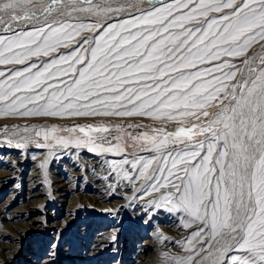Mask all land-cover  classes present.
<instances>
[{
	"label": "snow or ice",
	"instance_id": "snow-or-ice-1",
	"mask_svg": "<svg viewBox=\"0 0 264 264\" xmlns=\"http://www.w3.org/2000/svg\"><path fill=\"white\" fill-rule=\"evenodd\" d=\"M144 2L0 0V115L175 122L131 137L154 155L112 162L199 225L172 264H264V0ZM61 131L25 127L14 146L124 154L107 124Z\"/></svg>",
	"mask_w": 264,
	"mask_h": 264
},
{
	"label": "rangeland",
	"instance_id": "rangeland-1",
	"mask_svg": "<svg viewBox=\"0 0 264 264\" xmlns=\"http://www.w3.org/2000/svg\"><path fill=\"white\" fill-rule=\"evenodd\" d=\"M155 3L158 5L159 0H155ZM148 6L147 0L141 5V7ZM119 18L125 17L122 15ZM82 19L83 22H88V18ZM115 19L114 17L108 22H114ZM0 30H3L2 25H0ZM84 35L90 34L85 33ZM61 51L67 50L62 49ZM258 54H261L260 45L254 46L248 53L249 56ZM47 59L46 57L41 58L43 61ZM233 62L238 66H242L240 59ZM4 67L0 66V70H3ZM101 123L107 124L111 128L108 140L112 144L117 143L114 137H123L121 143L124 146V154L118 155L100 152L99 150L93 152L89 150L91 146L76 147L72 144H69L67 147L57 145L52 148H41L37 147L36 143L32 140L26 141V147L24 148L14 146L16 143L22 142L21 133L27 126H29L30 130L33 128L41 129L57 126L62 129L59 135L67 137L70 134L66 130L76 125ZM117 125L120 126L119 129L116 127ZM129 125H133V127L130 128L128 127ZM135 125H140V127H135ZM156 128H165L167 131H173L176 128V123L140 116L97 118L38 116L30 120H23L17 117L9 118L0 115V154L12 152L21 154L24 150L32 151L34 154H38L39 157L43 155L41 153L45 154L40 158L39 162L38 160H34L30 163L31 165L42 163L41 168L38 167L37 171H34L35 175L32 178L28 179L25 173H29L33 167L24 168L22 167V163H18V168L26 171L24 174H22V170H18L16 171V175H18L14 178L12 177V180L10 179V181H6L5 183L4 180L0 179V207H7L9 205L11 210L17 209L15 213L19 215V219L17 220L19 224L17 222V224H11L7 227L17 234H22V238L16 239L13 242V246L17 247V249L12 250L15 252V255L9 258L8 261L2 262V264H163L159 260L160 257L164 256V251L162 250V246L157 243L156 235L164 224L161 217L169 213L172 217L180 218L183 224L184 220L180 213L169 212L166 208L157 207L151 203L152 201H158L160 195H155V197L157 196L156 199L152 195H147L146 199L148 200H144L138 212L131 209L132 204L140 194L144 192L148 193L147 189L150 187V181L137 178L129 170L121 168L114 170L107 164L99 167L102 177H104V173L105 177H99L95 180L92 178L93 174L88 171L85 164L83 165L84 162L82 160L83 163L81 162L79 167L72 165L71 169L66 170L68 173H72V179L66 182V185L62 188L56 189L52 186V181L50 180V176L53 174L52 171L55 170V167L51 165L50 157H56L55 154L57 153H67L66 155L70 161H74L73 159L76 158L80 159V156L84 155L98 160L102 158L122 159L128 157L134 159L139 156L150 157L155 153L142 151V145L133 141L131 137H138L144 132L151 134L152 130ZM14 132L17 134L13 135ZM128 133L131 136L127 135ZM29 136H31V131L29 132ZM9 140L12 141L11 144L8 143ZM97 142L101 143L102 141ZM48 160L50 163L47 162ZM3 161L0 158V171L7 169ZM62 167L64 166L62 165ZM121 170L125 174L129 173L127 176H130V174L133 176L131 180H133L135 185L132 187L133 189L131 187L125 189L126 191L129 190L128 194H123L122 192L120 195L117 194L121 190L119 183L122 180L125 181L126 178ZM110 171L111 173H109ZM74 182L75 185H73ZM100 183H102V186H96ZM34 187H37V192L31 194V196L26 195V192L34 189ZM64 187H67V190H64ZM107 192H110L108 198L104 197ZM21 196L24 199L22 202H19ZM149 198L153 199L149 200ZM12 200L13 202L10 203ZM21 203L25 205L22 210L18 208L21 206ZM68 207H73L75 215H66L64 209ZM111 209H115L116 212H111ZM112 221L120 222L119 226H112ZM90 224L96 226L98 231L95 233L89 232L87 227ZM198 227L199 225L196 224L189 227V232L185 235L184 244ZM102 230H105V235L107 234L110 237L109 242L99 241L103 232ZM184 244L180 248L181 251H175V254H172L170 258L186 255L187 252ZM3 249L8 250L5 247ZM232 254L230 253L229 255ZM201 256H207V253H201ZM196 259L199 260L200 257L198 256ZM212 259L208 258L205 264H212Z\"/></svg>",
	"mask_w": 264,
	"mask_h": 264
},
{
	"label": "bare ground",
	"instance_id": "bare-ground-1",
	"mask_svg": "<svg viewBox=\"0 0 264 264\" xmlns=\"http://www.w3.org/2000/svg\"><path fill=\"white\" fill-rule=\"evenodd\" d=\"M0 34H4L3 30H0ZM7 117H9V118L17 117V118H20V119H23V120H30V119L34 118L33 116L22 117V116H18V115H9ZM33 126L35 127V125H33ZM27 127H29V126H27ZM41 154L45 155L44 153H41ZM66 154L57 153V154H55L56 157H50V160H51V163H52L51 165L55 167V170L52 171L53 174H51V176H50V180L52 181V186L55 187L56 189L62 188L63 186L66 185V182H68V181H70L72 179V176H71L72 173L70 174L66 170L67 169H71L72 165L79 167V165H80V163L82 161L84 162V163L83 162L82 163H83V165L85 164V167L88 169V171H90L93 174L92 178H94L96 180V178L102 177L101 172L99 170V167H101V165L104 166V164H107L108 166L112 167V162L113 161L120 162V161H122L125 158H127L129 160L136 159V158L132 159V158L124 157L122 159L102 158V159L98 160V159L93 158L91 156H85L84 155V156H80V159L76 158V159H73L74 161H70ZM43 155H41V157ZM52 156H54V155H52ZM41 157H39L38 154H34V152L29 151V150H24V152L21 153V154H18V153H15V152H12V153H9V154H0V158L4 160L3 162L6 164L5 168H7V169H5L3 171H0V179L4 180V182L6 183V181H10V179L12 177L14 178L15 176L18 175V174L16 175V171L22 170L21 172H22V174H24L26 171L24 169L18 168V165H17L18 163H22V167H24V168L25 167H33L30 170L29 173L28 172L25 173L27 175L28 179L32 178V176L35 175L34 171H37L38 167L41 168V166H42L41 164L42 163L35 164V165H31L30 163L33 162L34 160H38V162H39ZM67 161H68L69 164L67 163ZM47 162H49V160ZM62 165L64 167H62ZM120 168L124 169V170H129V172H131V174L134 173L133 170L128 165H123ZM109 173H111V171ZM123 173L124 172L122 171V174ZM73 174H78V173H73ZM128 174L124 173L123 175L126 176ZM131 174H130V176H131ZM123 175H122V177H123ZM134 175H136V174L134 173ZM119 176H121V175L119 174ZM104 177H105V173H104ZM104 177H102V178H104ZM142 180H144V179L142 178ZM107 182H108V180H107ZM119 184L117 183V185H119V187H121L120 188L121 190L117 194H120V195H121L122 192H123V194L127 193V192L129 193V190L126 191L125 189H127L128 187L132 188L135 185V183H133V180H129L127 178H125V181L122 180V182L119 183ZM73 185H75V182L73 183ZM96 186H102V183H100V184H98ZM64 188H63L64 190H67V187H64ZM140 189H141V187H140ZM143 189H144V187H143ZM110 191H111V189H110ZM147 191H148L149 194L147 192L146 193L144 192L143 194H140L138 196V198H137V200H135V202L133 201L134 203L132 204V207H131L132 210H135L136 212H138V210L140 209L141 205H143L142 203H144V200H148V199H146L147 195H152V196H154L155 199L157 198L158 195H161V192L151 191L150 187L147 189ZM161 191H163V190H161ZM36 192H37V187H34V189L29 190L28 192H26V195H28V196L30 195L31 196V194L36 193ZM141 192H142V190H141ZM136 194H137V192H136ZM155 195H157V196L155 197ZM23 196H21L19 198L20 199L19 202L23 201V199H24V198H22ZM108 196H110V192H107V194L104 195V197H106V198H108ZM132 197H134V196H132ZM132 199H134V198H132ZM152 199L149 198V200H152ZM13 200L10 203H12ZM23 207H25V205L21 203V206H19L18 208L22 210ZM64 210L66 211V215H68V214H71V215L74 214L75 215V213L73 211V207H68V208H66ZM113 211L116 212L115 209H111V212H113ZM15 212H17V209L11 210V207L9 205L7 207H3V206L0 207V264H2V262L4 263V262L8 261L9 258H11L13 255H15L14 254L15 252H13L12 250L17 249V247L13 246V242H15L16 239L22 238V234H17L16 232H13V231L9 230L8 227H7L8 225H11V224H17V222H18L17 220L19 219V217H18L19 215H17ZM53 217H54V215H53ZM82 220H87V219H82ZM161 220H162V222L164 224L160 227V230H159L158 234H156V235H157V240H158L157 243L162 246V250L164 251L163 252L164 256L160 257L159 261L161 263H163V264H172L171 258H173L174 256L171 257V258H170V256H172V254H175V251H178V252L181 251L180 248L183 247L184 240L186 238L185 235L189 232L188 230L190 228L189 227H184V224L182 223V220L180 218L174 217V216L172 217L169 213H166L165 216H162ZM119 223L120 222H118V221H112L111 222L112 226H116V225L119 226ZM18 224H19V222H18ZM96 228L97 227L93 226L92 224H90L87 227L89 232H94V233L98 231V229H96ZM102 231L103 232H102V235L100 236L101 238L99 239V241L109 242V240H110L109 238L110 237L107 236V234L105 235V233H106L105 230H102ZM16 246H17V244H16ZM4 247L7 248L8 250L7 251L4 250V249L2 250V248H4Z\"/></svg>",
	"mask_w": 264,
	"mask_h": 264
}]
</instances>
